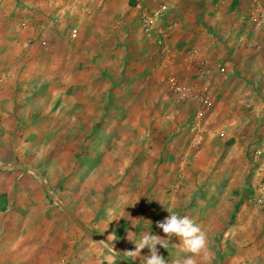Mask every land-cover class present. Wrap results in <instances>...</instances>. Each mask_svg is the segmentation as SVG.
I'll return each instance as SVG.
<instances>
[{"label": "rangeland", "instance_id": "1", "mask_svg": "<svg viewBox=\"0 0 264 264\" xmlns=\"http://www.w3.org/2000/svg\"><path fill=\"white\" fill-rule=\"evenodd\" d=\"M42 2L45 9L33 14L38 18L26 15L28 4ZM258 2L264 5L252 0L251 11ZM105 3L0 0V32L17 36L0 39V163L40 170L57 198L99 235L52 200L38 174L0 167V193L9 194L0 211V264H122L125 257L144 264L149 250L129 255L135 248L129 239L156 234L168 240L157 227L169 215L164 206L206 233L205 252L193 256L197 264H264V207L258 201L264 27L251 36L252 13L244 14L250 27L241 37L258 55L259 75H242L247 86L240 92L245 99L252 88L260 104L245 103L240 124L215 91L227 69L195 58L201 48L178 46L182 35L176 22L167 21L169 1L112 0L109 19L96 8ZM93 7L98 22L85 21ZM161 7L158 25L168 34V55L141 25L144 12ZM204 86L209 107L202 101ZM251 116L257 123L248 121ZM251 166L262 168L253 191L246 181ZM158 247L167 264H183L192 255L181 251L176 237L167 249Z\"/></svg>", "mask_w": 264, "mask_h": 264}, {"label": "crops", "instance_id": "2", "mask_svg": "<svg viewBox=\"0 0 264 264\" xmlns=\"http://www.w3.org/2000/svg\"><path fill=\"white\" fill-rule=\"evenodd\" d=\"M55 0H53L54 2ZM57 1V0H56ZM69 0L62 1L59 0L61 5L65 6V3H67ZM71 2L73 0H70ZM75 3H80L82 6H84L88 0H74ZM92 2H96V0H89ZM98 1V0H97ZM103 1V0H102ZM112 0H106V3L104 4V7L102 5V8H97V11H103L107 13V19L111 18L112 11L108 8L110 5V2ZM143 1V2H142ZM139 0L141 3H149L153 5V1L158 2L159 4L164 1H169L171 4V10L168 14L167 21L170 22H176V25L178 26V33H181L180 39L177 40L178 46L187 43L186 46L192 45L196 48H201L202 50L195 55V58L204 59L207 60L208 63H212V65L216 68L218 65L221 67H224L227 69L228 77L223 80L222 84H220L217 88H215V91H218L219 95H221V102L223 103L225 107H228V109L232 108L235 110L234 116V122H242L240 113L242 107L245 103H250L251 105L255 106L254 104L260 102L258 101V95L253 92L252 88L248 87V90H251V94L247 96L245 99H242L243 94L240 92L242 91L243 87L245 88L247 86L246 83L242 81V75H247L249 78L252 79V77L257 78L258 77V69L259 66L257 63V54L251 52L250 48H245V37H241V33L244 30H248L250 27V23L248 24L249 27H247L246 21L243 20L245 17L244 14L252 13L250 9V3L252 0ZM65 2V3H64ZM44 3H38L36 5L28 4V9L25 11L27 14L22 10L23 13L26 15L32 16L34 12L39 11V7H44ZM51 3V2H50ZM58 4V3H57ZM38 5V6H37ZM151 5V6H152ZM75 6V5H73ZM106 6V7H105ZM70 5L67 4V7L63 8V11L65 9H69ZM81 7V6H80ZM137 7H141V4L138 3ZM73 8V7H72ZM75 8V7H74ZM73 8L72 11H75ZM78 8V7H76ZM113 8V6H112ZM12 9V8H11ZM7 7L5 10H11ZM114 9V8H113ZM1 7H0V18H1ZM83 11V8L81 9ZM92 12L85 17V21H92L96 22L98 16H96L97 11L95 10V7H93ZM41 11V10H40ZM71 11V12H72ZM81 11V12H82ZM18 12V8L16 13ZM73 13V12H72ZM109 13V14H108ZM80 14V12H78ZM12 16L13 14L10 13ZM114 15H117V13ZM35 18H38V15H33ZM103 16V15H101ZM74 21H77V16H74ZM83 21V20H82ZM250 21V19H249ZM0 19V23H1ZM28 24H30V17L27 18ZM98 22V21H97ZM32 24H34L32 22ZM97 23H92L93 25H96ZM247 28V29H246ZM250 31H253V33L256 34V36L260 35V29L257 28H250ZM34 31V30H33ZM259 31V32H258ZM219 35V36H218ZM14 34H5L3 32H0V39L3 41H9L11 42L13 39ZM219 39V41H217ZM243 41V42H242ZM259 41V40H258ZM257 42V41H256ZM227 47L228 49L224 50L223 46ZM221 45V46H220ZM257 63V64H256ZM261 70V69H260ZM264 71V69L262 70ZM232 73V75H230ZM231 78V79H230ZM231 80H233L231 82ZM264 106V103H262ZM243 112V111H242ZM251 118L248 121L251 123H257V117L251 116ZM241 124V123H240ZM260 134V133H259ZM263 153V152H262ZM256 156L255 152H251V156ZM257 161H259V155L255 158ZM260 169H255V167L252 170V166L249 168V170H252L253 174H251L250 178L246 180L249 183L248 187H250V190L253 191V187H256V184L259 181V175H260ZM255 172V174H254ZM241 200V199H240ZM239 200V201H240ZM238 259L235 257V260ZM241 260V258H240ZM45 264V263H44Z\"/></svg>", "mask_w": 264, "mask_h": 264}, {"label": "clouds", "instance_id": "3", "mask_svg": "<svg viewBox=\"0 0 264 264\" xmlns=\"http://www.w3.org/2000/svg\"><path fill=\"white\" fill-rule=\"evenodd\" d=\"M164 207L169 212V215L162 221L157 222V227L162 229L168 240L173 237L179 238L182 243L181 251L192 254L184 259L183 264H197L193 256L205 252L207 247L206 233L189 217L181 216L171 211L168 207ZM129 240L135 245L134 250L128 251L129 255L139 257L141 250L147 248L149 252L147 255H143L144 264H167L165 258L160 254V248L158 246L167 249L168 240L161 239L156 234H146L142 235L138 240ZM105 248L111 252L113 250L112 243L106 242ZM204 258H207L206 255Z\"/></svg>", "mask_w": 264, "mask_h": 264}, {"label": "built area", "instance_id": "4", "mask_svg": "<svg viewBox=\"0 0 264 264\" xmlns=\"http://www.w3.org/2000/svg\"><path fill=\"white\" fill-rule=\"evenodd\" d=\"M162 7L153 12H144L141 16V25L142 30L147 35H156V43L160 46L161 51L168 55V46H167V32L163 28H159L158 20L162 13ZM251 27L255 28H263L264 27V5L261 3H254L252 6V17H251ZM172 87L180 92H183L184 89L182 86L177 84V81L171 80ZM208 86H204L203 88V96L202 101L206 104V106H210L212 101L210 95L207 94ZM264 165V162H263ZM259 198L258 201L261 206L264 207V182L259 186L258 189Z\"/></svg>", "mask_w": 264, "mask_h": 264}, {"label": "water", "instance_id": "5", "mask_svg": "<svg viewBox=\"0 0 264 264\" xmlns=\"http://www.w3.org/2000/svg\"><path fill=\"white\" fill-rule=\"evenodd\" d=\"M0 167L1 168H10L11 167V168H17V169L22 168V169H27V170L33 171L36 174H38L42 179V183L44 185V188L47 191L48 196L52 200H54L80 227H82L84 230H86L87 232H89L93 236L99 237V235L96 231H94L92 228H90L88 225H86L85 222L82 219H80L65 203H63L61 200H59L57 198L56 194L53 192V190L51 189V187L47 183L44 175L42 174V172L40 170L35 169V168H28L25 165H21V164H11V163H0Z\"/></svg>", "mask_w": 264, "mask_h": 264}, {"label": "trees", "instance_id": "6", "mask_svg": "<svg viewBox=\"0 0 264 264\" xmlns=\"http://www.w3.org/2000/svg\"><path fill=\"white\" fill-rule=\"evenodd\" d=\"M134 5V3H132ZM9 203V194L7 192H1L0 193V211L4 212L6 211ZM122 264H136L132 262L129 258L125 257V260L122 262Z\"/></svg>", "mask_w": 264, "mask_h": 264}]
</instances>
